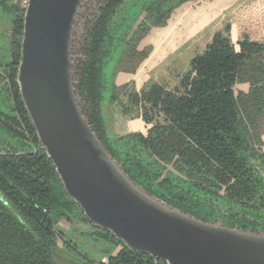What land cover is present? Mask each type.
Wrapping results in <instances>:
<instances>
[{
  "label": "trees",
  "instance_id": "1",
  "mask_svg": "<svg viewBox=\"0 0 264 264\" xmlns=\"http://www.w3.org/2000/svg\"><path fill=\"white\" fill-rule=\"evenodd\" d=\"M185 1L158 0L148 19L162 25L169 12ZM17 22L16 54L10 70L0 76V264H52L53 247L61 235L57 221L75 212L81 222L85 219L64 194L19 97L16 69L22 13ZM224 31L216 32L204 52L190 61V70L174 91L153 84L129 95L122 112L140 111L143 121L152 124L145 138L107 137L98 102L103 81L98 59L83 65L77 92L83 113L105 149L145 191L181 211L194 208L196 215L202 212L199 197L217 198L222 191L218 197L230 212L224 222L264 231V177L257 169L264 171V153L250 143L264 121V43L244 37L236 51L227 35L229 25ZM237 82L249 83L248 94L233 95ZM158 161L172 165L180 177L169 172L156 183L160 170L153 167ZM174 180L190 185L187 189L192 193L181 191L180 199L172 197ZM97 235L109 238L113 247L121 246L109 264H165L130 251L104 231Z\"/></svg>",
  "mask_w": 264,
  "mask_h": 264
},
{
  "label": "water",
  "instance_id": "2",
  "mask_svg": "<svg viewBox=\"0 0 264 264\" xmlns=\"http://www.w3.org/2000/svg\"><path fill=\"white\" fill-rule=\"evenodd\" d=\"M81 1L25 0L16 75L40 147L67 197L94 227L165 264H264V231L202 222L149 196L98 140L81 113L70 70Z\"/></svg>",
  "mask_w": 264,
  "mask_h": 264
},
{
  "label": "flooded vegetation",
  "instance_id": "3",
  "mask_svg": "<svg viewBox=\"0 0 264 264\" xmlns=\"http://www.w3.org/2000/svg\"><path fill=\"white\" fill-rule=\"evenodd\" d=\"M5 1H6L5 2L6 5L4 7L0 5V11L4 13L12 12L14 14V19L12 21V28L9 34L10 35V47H11V59L8 64L0 66V76H4L5 72L6 71L8 72L10 70L11 63L13 62V56L16 54L15 38L18 37L17 31L19 29L17 20H18V15L22 13L21 25H22V31H23V11L21 10L25 3V1L23 3V1L21 0H5ZM156 1L158 0H140L139 2H135L132 6H130V8H127L126 6L124 7L122 6L124 0H121L120 3L119 2L116 3V0H82L81 4L79 5V12L76 15V20L73 24L72 41L70 44V54L72 56V59H71L72 66L70 70L72 72L71 76L74 82L75 95L78 99V105L80 107L81 113L87 119V117L84 115L83 110H82V100L79 97L78 92H77V86L79 85V75L82 71L83 65H85L91 58L98 59L100 61L99 66L102 71V77H103L101 93H100V97L98 101L99 109H100V113L102 116L104 130L107 134V137L112 140H116L117 138L118 139L124 138L132 134H139L145 138L148 134V130L152 127V124L145 123L143 121V119L139 115L140 111H138V113L132 112L130 115L123 114L122 105H125L128 103V98L130 94H140V92H142L143 90H146L150 85H153V84L161 86L166 91H174V89L179 87L182 76L190 70V61L196 55L202 54L204 50L206 49L207 45L211 42L210 41L200 53L196 51L195 53H191L192 55H189L191 51H184L178 59L176 58V59L169 60L167 63L168 64L167 66L157 69L156 78H151L150 76L148 79L146 80L144 79L143 82L140 84V86H137L134 80H130L121 85L116 84V77L118 74L134 76L137 74L138 71L141 72L144 69H147V67L148 68L150 67V65L153 63V61L156 60V57H157L155 55V52L152 53L153 46L151 45V40H150L153 36L155 37L156 30L165 29L169 25V22H172V16L176 15L177 10L181 9L182 11H184L190 6L191 3L193 2L195 3L197 0H186L185 2H182L179 6L172 9L169 12V14L166 16L164 23L162 25L161 24L154 25L150 21L151 18L148 19L150 15L149 13L151 12L150 11L151 8L152 7L156 8L154 6L156 4ZM135 6L137 7V10L132 12V9L135 8ZM197 8H200V7H197ZM153 15H155V13ZM21 39H22V34L20 37V50H19L18 65L20 62ZM231 44H232V41H231ZM235 50L238 51V49L236 48ZM184 54L189 55V56L184 57L183 56ZM110 63L112 64V67H113L112 77L106 76V69L108 68ZM18 65L16 69V75H17ZM149 73L150 72L147 71V74ZM141 75L145 76V74H141ZM249 90H250V85L247 82H237L232 89L234 96H237L238 94L246 95L248 94ZM107 92L109 93V96H108L109 100L107 104L108 107H106V109H110V108L118 109L120 114L124 116L125 118L129 120L141 121L144 125L143 131H134L131 133H127L125 135H116L112 132V129H111L112 127L108 128L107 123H106L107 120L104 117V113L102 109V102H103L104 94H107ZM88 124H89V121H88ZM250 143H251V146L254 149H256V152L260 154L264 153V147H263L264 146V121L263 120L259 122V126L257 130L255 131V134L251 136ZM117 164L120 165L121 169L123 170L122 164L118 162ZM153 168L156 170H160V174L156 178V181H155L156 183L163 181L169 175L168 174L169 172L174 173L175 175H177V177H180L173 170L172 165H165L161 161H158V164L154 165ZM257 169L264 177V171L262 167L257 166ZM128 178L136 186L143 189L140 185L135 183L129 176ZM173 186L175 190L173 192L172 197L176 195L177 196L176 199H180L182 197L180 195L181 191L183 193H186V191L188 190L187 188H191L190 185H183L180 181H176L175 183V180H174ZM188 191L192 193L190 189ZM198 191H197V194H201ZM144 192H146L149 196L154 197L155 199L161 201L162 203L174 209H178L174 206L167 204L160 197L152 195L145 190ZM205 194H208V193H205ZM216 194H217V198H215L211 194L203 195V197H199L200 202L197 204L201 206L199 208L202 210V212H199V215L194 214V212L192 211V209L194 208L186 212L181 211L180 209L178 210L202 222H211L213 224L220 222L223 226H227L230 228L237 227L239 230H242L243 232L249 231V232L257 233V231H259L255 229H249L247 227L246 228L239 227L235 224L231 225V224L224 222L223 217L229 216L230 212L228 211L225 201L218 197V196H222L223 192L218 191ZM195 198H197V196ZM70 201L73 202L72 200ZM75 206L77 207L78 211L83 215L80 208L76 204ZM215 209H218V210L215 211ZM209 217L210 218L214 217V218L212 220L205 219ZM84 219H85V222L82 221V223L89 225L92 228V230H94L91 232V235H93L96 240H102L104 242L109 243L108 249L105 250V253H106L105 259L102 258L103 262H100L97 264H109L110 258L117 256V254L120 252L121 246L115 245V247H113V243L111 242L109 238L107 237L101 238L100 236L97 235V231L100 229H97L96 227H94V225L90 223L85 217ZM75 220L77 222H81L80 219H78L77 212H75V214H71L69 218L64 217L57 221L55 228L61 232V235H60V239H58V241L55 243L53 250L57 249L58 247H61V249H64L66 248V246H70L71 242L65 239V230L60 226V222L62 221L66 222L69 225L68 228H70L72 227V225L77 223L75 222ZM101 231H104V230H101ZM104 232L110 234L107 231H104ZM58 243H61V245L59 246ZM85 264H96V263H85Z\"/></svg>",
  "mask_w": 264,
  "mask_h": 264
},
{
  "label": "rangeland",
  "instance_id": "4",
  "mask_svg": "<svg viewBox=\"0 0 264 264\" xmlns=\"http://www.w3.org/2000/svg\"><path fill=\"white\" fill-rule=\"evenodd\" d=\"M24 1L25 0H21ZM140 0H124L123 7L130 8L135 2ZM22 3V4H23ZM187 6V5H186ZM185 6V7H186ZM125 7V8H126ZM188 7V6H187ZM200 7V8H197ZM197 8V9H196ZM137 7L132 9L136 11ZM199 12L201 16L208 17L209 25L198 33L194 38V48L197 52H202L205 46L211 41L216 32H225L224 28L229 25L230 31L227 34L236 49L238 41L244 37L257 43H264V0H197L191 3L185 10ZM14 14L0 11V66L6 65L11 59L10 32ZM226 34V33H225ZM186 35V34H185ZM193 51L190 52L191 55ZM189 55H183L187 57ZM194 55V54H193ZM113 67L110 63L106 69V76L112 77ZM109 93L104 94L102 109L103 113L108 107ZM112 108L109 115H106L108 128L112 124ZM264 147V146H263ZM75 222H77L75 220ZM60 226L65 230V239L70 241V246L61 249L58 247L53 251L54 264H85L100 263L105 259V250L109 243L96 240L91 232L94 231L89 225L77 222L72 227L62 221ZM60 246L61 243H58ZM119 249V248H118Z\"/></svg>",
  "mask_w": 264,
  "mask_h": 264
},
{
  "label": "crops",
  "instance_id": "5",
  "mask_svg": "<svg viewBox=\"0 0 264 264\" xmlns=\"http://www.w3.org/2000/svg\"><path fill=\"white\" fill-rule=\"evenodd\" d=\"M198 13L190 10H177L176 15L172 16V22H169V25L165 29L156 30L155 37L153 36L150 39L151 45L153 46L152 53L155 52L157 56L156 60L153 61L149 68L147 67V69L141 72L138 71L134 76L118 74L116 84L121 85L130 80H134L137 86H140L144 79L146 80L150 76L151 78H156L158 68L167 66L169 60L178 59L184 51H193L195 53L196 50L194 45H192L195 43L194 38L209 25L208 17L204 18L201 16L199 20L198 17L200 14ZM147 71L150 73L147 74ZM141 74H145V76ZM109 110L106 109L104 113L105 118L107 114L109 115ZM111 114L112 124L110 127H112V132L116 135H125L134 131L144 130V125L141 121L125 118L120 114L118 109L113 108Z\"/></svg>",
  "mask_w": 264,
  "mask_h": 264
}]
</instances>
